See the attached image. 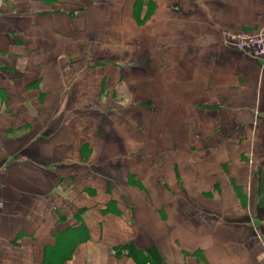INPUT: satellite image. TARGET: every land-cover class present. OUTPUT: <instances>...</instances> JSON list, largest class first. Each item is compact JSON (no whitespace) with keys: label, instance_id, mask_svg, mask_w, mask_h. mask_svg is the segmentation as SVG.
I'll return each mask as SVG.
<instances>
[{"label":"crops","instance_id":"obj_1","mask_svg":"<svg viewBox=\"0 0 264 264\" xmlns=\"http://www.w3.org/2000/svg\"><path fill=\"white\" fill-rule=\"evenodd\" d=\"M263 25L264 0H0V264L65 229L62 264H264V63L222 39Z\"/></svg>","mask_w":264,"mask_h":264},{"label":"trees","instance_id":"obj_2","mask_svg":"<svg viewBox=\"0 0 264 264\" xmlns=\"http://www.w3.org/2000/svg\"><path fill=\"white\" fill-rule=\"evenodd\" d=\"M86 236L87 233L83 232L82 229L78 231L65 229L55 233V243L45 247L41 264H62L63 261L71 254L75 241ZM116 250L118 252L124 251L126 254L131 255L136 259L138 264H157L154 262L153 258L158 259L159 264H162L161 256L153 247L149 248L147 250V254L142 255V257L140 256V258L138 257V254L141 251L139 252V250L132 243H124L119 246V248H116Z\"/></svg>","mask_w":264,"mask_h":264},{"label":"built area","instance_id":"obj_3","mask_svg":"<svg viewBox=\"0 0 264 264\" xmlns=\"http://www.w3.org/2000/svg\"><path fill=\"white\" fill-rule=\"evenodd\" d=\"M222 39L225 44L243 52L247 51L264 63V25L257 29L225 28L222 31ZM2 208L3 202L0 200V210Z\"/></svg>","mask_w":264,"mask_h":264},{"label":"rangeland","instance_id":"obj_4","mask_svg":"<svg viewBox=\"0 0 264 264\" xmlns=\"http://www.w3.org/2000/svg\"><path fill=\"white\" fill-rule=\"evenodd\" d=\"M247 52V51H246ZM248 53V52H247ZM251 55V54H250ZM2 201V200H1Z\"/></svg>","mask_w":264,"mask_h":264}]
</instances>
